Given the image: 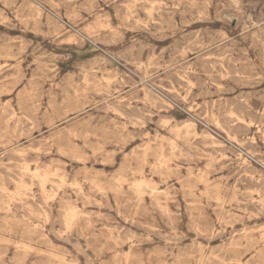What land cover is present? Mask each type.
I'll list each match as a JSON object with an SVG mask.
<instances>
[{"label": "rangeland", "instance_id": "1", "mask_svg": "<svg viewBox=\"0 0 264 264\" xmlns=\"http://www.w3.org/2000/svg\"><path fill=\"white\" fill-rule=\"evenodd\" d=\"M263 60L264 0H0V264H264Z\"/></svg>", "mask_w": 264, "mask_h": 264}, {"label": "bare ground", "instance_id": "2", "mask_svg": "<svg viewBox=\"0 0 264 264\" xmlns=\"http://www.w3.org/2000/svg\"><path fill=\"white\" fill-rule=\"evenodd\" d=\"M47 1V0H46ZM50 1V0H49ZM110 1V0H109ZM145 1V0H144ZM176 1V0H175ZM181 1V0H180ZM36 2V1H35ZM163 2V1H162ZM70 3V2H69ZM129 3V2H128ZM127 3V4H128ZM148 3V2H147ZM151 3V2H150ZM164 3V2H163ZM178 3H180L179 1H178ZM189 3H190V1H189ZM51 4V3H50ZM130 4V3H129ZM143 4V3H142ZM181 4V3H180ZM105 5V4H104ZM144 5H146L145 4V2H144ZM150 5V4H149ZM157 5V4H156ZM161 6H162V4H160ZM179 5V4H178ZM187 5V4H186ZM191 5V4H190ZM32 6H34V5H32ZM41 6V5H40ZM55 6V5H54ZM120 6V5H119ZM122 6V5H121ZM166 6V5H165ZM123 7V6H122ZM134 8H135V6H133ZM145 7V6H144ZM148 8H149V6H147ZM152 7H153V5H152ZM157 7V6H156ZM188 7V6H187ZM192 7V6H191ZM203 7V6H202ZM94 8H96L95 6H94ZM195 8V7H194ZM207 8V7H206ZM123 9V8H122ZM132 9V8H131ZM145 9V8H144ZM159 9H161V8H159ZM159 9H155V10H159ZM165 9V8H164ZM172 9V8H171ZM193 9V8H192ZM195 9H197V7L195 8ZM41 10V9H40ZM115 10V9H114ZM118 10V9H117ZM121 10V9H120ZM119 10V11H120ZM124 10H125V8H124ZM127 10V9H126ZM133 10H135V9H133ZM148 10V9H147ZM154 9H153V14H154V11H155ZM163 10V9H162ZM191 10V9H190ZM198 10V9H197ZM8 11V10H7ZM143 11V10H142ZM149 11V10H148ZM161 11V10H160ZM168 11V10H167ZM167 11H166V13H167ZM173 11V10H172ZM194 11H196V10H194L193 9V12ZM49 12V11H48ZM94 12V11H93ZM134 12V11H133ZM144 12V11H143ZM145 12H146V10H145ZM162 12V11H161ZM164 12V11H163ZM38 13V12H37ZM50 13V12H49ZM156 13V12H155ZM200 13V12H199ZM4 14V13H3ZM145 14V13H144ZM147 14H149V13H147ZM196 14H198V13H196ZM95 15V14H94ZM136 15V14H135ZM158 15V14H157ZM192 15V14H191ZM190 15V16H191ZM195 15V14H194ZM54 16V15H53ZM65 16V15H64ZM134 16V15H133ZM146 17H147V15H145ZM149 17H150V14L148 15ZM189 16V15H188ZM197 16V15H196ZM110 17V16H109ZM195 17V16H194ZM209 17V16H208ZM207 17V18H208ZM38 18V17H37ZM152 18V17H151ZM150 18V19H151ZM155 18V17H154ZM159 18V17H158ZM204 18V17H203ZM63 19V18H62ZM105 19V18H104ZM103 19V20H104ZM70 20V19H69ZM102 20V19H101ZM109 20V19H108ZM107 20V21H108ZM149 20V19H148ZM150 21V20H149ZM155 21V20H154ZM262 21V20H261ZM111 22V21H110ZM169 22H171V20L169 21ZM6 23V22H5ZM153 23H155V22H153ZM174 23V22H173ZM198 23V22H197ZM103 24H105V23H103ZM107 25V24H106ZM141 25V24H140ZM159 25V24H158ZM172 25H174V24H172ZM177 25V24H176ZM95 26V25H94ZM77 27V26H76ZM143 27V26H142ZM145 27V26H144ZM160 27V26H159ZM174 27V26H173ZM172 27V28H173ZM95 28V27H94ZM97 28V27H96ZM103 28V27H102ZM106 28V27H105ZM116 28H118V27H116ZM146 28V27H145ZM145 28H143L144 30H145ZM175 28V27H174ZM179 28V27H178ZM114 29V28H113ZM142 29V30H143ZM148 29V28H147ZM100 30V29H99ZM98 30V31H99ZM161 30V29H160ZM157 31V30H156ZM171 31V30H170ZM76 32V31H75ZM137 32V31H136ZM158 32V31H157ZM162 32V31H161ZM146 33H148V32H146ZM79 35H80V33H79ZM197 35V34H196ZM47 36V35H46ZM168 36V35H167ZM187 37V36H186ZM195 38V37H194ZM186 39V38H185ZM88 40V39H87ZM256 40V39H255ZM89 41V40H88ZM216 41V40H215ZM231 41V40H230ZM252 41V40H251ZM257 42V41H256ZM65 42H63L62 44H64ZM71 44V43H70ZM136 44V43H135ZM135 44H133V45H135ZM69 45V44H68ZM93 45V44H92ZM108 47V46H107ZM193 47V46H192ZM191 47V48H192ZM197 47V46H196ZM195 47V48H196ZM200 47V46H199ZM194 48V47H193ZM188 49V48H187ZM197 49V48H196ZM200 49V48H199ZM189 50H193V49H189ZM230 50V49H229ZM238 50V49H237ZM185 51V50H184ZM201 51V50H200ZM203 51V50H202ZM130 52V51H129ZM163 52H165V51H163ZM24 53V52H23ZM131 53V52H130ZM162 54V53H161ZM218 54V53H217ZM10 55V54H9ZM216 55V54H215ZM214 55V56H215ZM44 56V55H43ZM105 56H108V55H105ZM128 56V55H127ZM126 56V57H127ZM219 57V56H218ZM43 58H45V57H43ZM62 58V57H61ZM164 58V57H163ZM9 59V58H8ZM69 59V58H68ZM127 58H125V60H126ZM61 60V59H60ZM106 60V59H105ZM109 60V59H108ZM132 60V59H131ZM215 60V59H214ZM14 61H16V60H14ZM103 61V60H102ZM128 61V60H127ZM222 61V60H221ZM264 61V60H263ZM220 62V61H219ZM223 62V61H222ZM224 62H225V60H224ZM52 63V62H51ZM92 63V62H91ZM108 63V62H107ZM178 63V62H177ZM130 64V63H129ZM132 64V63H131ZM175 64V63H174ZM224 64V63H223ZM222 64V65H223ZM92 65V64H91ZM104 65V64H103ZM134 65V64H133ZM150 65H152V64H150ZM227 65H230V63L228 64L227 63ZM54 66V65H53ZM7 67V66H6ZM205 67V66H204ZM225 67V66H224ZM237 67V66H236ZM4 68V67H3ZM60 68V67H59ZM90 68V67H89ZM133 68V67H132ZM153 68H154V66H153ZM175 68V67H174ZM173 68V69H174ZM191 68V67H190ZM210 68H211V66H210ZM114 69V68H113ZM189 69V68H188ZM226 69V68H225ZM116 70V69H115ZM129 70V69H128ZM212 70V69H211ZM85 71V70H84ZM162 71V70H161ZM169 71V70H168ZM54 72V71H53ZM111 72V71H110ZM210 72H212V71H210ZM57 73V72H56ZM112 73V72H111ZM133 73V72H132ZM182 73V72H181ZM185 73V72H184ZM193 73V72H192ZM134 74V73H133ZM186 74H188L187 72H186ZM220 74V73H219ZM226 74H228V73H226ZM108 75V74H107ZM136 75V74H135ZM134 75V76H135ZM82 76H83V74H82ZM137 76V75H136ZM178 76V75H177ZM125 77H126V75H125ZM170 77V76H169ZM15 78V77H14ZM139 78V77H138ZM213 78V77H212ZM241 78V77H240ZM147 79V78H146ZM175 79V78H174ZM122 81H123V79H121ZM178 80V79H177ZM135 82V81H134ZM166 82H168V81H166ZM177 82V81H176ZM180 82V81H179ZM184 82V81H183ZM84 83V82H83ZM123 83H124V81H123ZM178 84V83H177ZM186 84V83H185ZM149 85V84H148ZM168 86V85H167ZM170 86V85H169ZM172 86V85H171ZM180 85H178V87H179ZM47 87V86H46ZM120 88V87H119ZM151 88V87H150ZM153 88V87H152ZM163 88V87H162ZM191 88H193V87H191ZM165 89V88H164ZM180 89H181V87H180ZM106 90V89H105ZM156 90V89H155ZM101 91V90H100ZM161 91H162V89H161ZM233 91V90H232ZM145 92V91H144ZM166 92V91H165ZM169 92H172V91H170V89H169ZM175 92V91H174ZM73 93V92H72ZM126 93V92H125ZM146 93V92H145ZM224 93V92H223ZM233 93V92H232ZM98 94V93H97ZM104 94V93H103ZM124 94V93H123ZM168 94L169 93H167V96H168ZM98 95H100V94H98ZM105 95V94H104ZM147 95V94H146ZM179 96H180V94H178ZM106 96V95H105ZM177 98V97H176ZM160 99V98H159ZM168 99V98H167ZM175 100V99H174ZM173 100V101H174ZM109 101V100H108ZM126 101V100H125ZM144 101H145V99H144ZM181 101H183V100H181ZM171 102V101H170ZM177 102V101H176ZM231 102V101H230ZM7 103V102H6ZM123 103V102H122ZM158 103V102H157ZM239 103V102H238ZM155 104H156V102H155ZM244 104H246V103H244ZM120 105V104H119ZM118 105V106H119ZM239 105V104H238ZM177 106V105H176ZM248 106V105H247ZM88 107V106H87ZM169 107V106H168ZM171 107V106H170ZM205 107V106H204ZM207 107V106H206ZM232 107V106H231ZM234 107V106H233ZM235 107H238V106H235ZM240 107V106H239ZM245 107H246V105H245ZM90 108V107H89ZM110 108H112V107H110ZM193 108V107H192ZM195 108H196V105H195ZM215 108V107H214ZM241 108V107H240ZM243 108V107H242ZM241 108V109H242ZM248 108V107H247ZM246 108V109H247ZM194 109V108H193ZM230 109V108H229ZM252 109V108H251ZM250 109V110H251ZM92 110V109H91ZM171 110V109H170ZM195 110V109H194ZM228 110V109H227ZM235 110V109H234ZM243 110V109H242ZM249 110V109H248ZM109 111V110H108ZM147 111V110H146ZM190 111V110H189ZM247 111V110H246ZM252 112H253V109L251 110ZM150 112V111H149ZM208 112V111H207ZM225 112V111H224ZM260 112V111H259ZM77 113V112H76ZM76 113H74V114H76ZM131 113V112H130ZM187 113V112H186ZM233 113V112H232ZM73 114V113H72ZM116 114V113H115ZM149 114V113H148ZM209 114V113H208ZM231 114V113H230ZM234 114V113H233ZM259 114V113H258ZM255 115H257V113L255 114ZM264 115V114H263ZM262 115V116H263ZM14 116V115H13ZM118 116V115H117ZM230 116H232V115H230ZM249 116V115H248ZM261 116V115H260ZM67 117V116H66ZM121 117V116H120ZM154 117V116H153ZM152 117V118H153ZM196 117V116H195ZM233 117V116H232ZM242 117V116H241ZM255 117H257V116H255ZM151 118V117H150ZM237 118V117H236ZM11 119H13V118H11ZM196 119V118H195ZM238 119H241V118H238ZM257 119V118H256ZM263 119H264V117H263ZM9 120V119H8ZM25 120V119H24ZM173 120V119H172ZM215 120V119H214ZM213 120V121H214ZM236 120V119H235ZM243 121H244V119H242ZM253 120V119H252ZM261 120V119H260ZM27 121V120H26ZM141 121V120H140ZM170 121V120H169ZM199 121V120H198ZM225 122H226V120H224ZM228 121V120H227ZM231 121V120H230ZM229 121V122H230ZM233 121V120H232ZM28 122V121H27ZM151 122V121H150ZM165 122V121H164ZM188 122V121H187ZM218 122H220L219 120H218ZM240 122V121H239ZM246 122V121H245ZM261 122V121H260ZM59 123V122H58ZM142 123V122H141ZM144 123V122H143ZM146 123V122H145ZM185 123V122H184ZM201 123V122H200ZM215 123V122H214ZM227 123V122H226ZM233 124H234V122H232ZM238 122H236V124H237ZM259 123V122H258ZM218 124V123H217ZM228 124V123H227ZM230 124V123H229ZM233 124H230V125H233ZM241 124V123H240ZM253 124V123H252ZM167 126H169L168 124H166ZM180 125H182V124H180ZM220 125V124H219ZM224 125V124H223ZM238 125V124H237ZM260 125V124H259ZM262 125V124H261ZM145 126V125H144ZM167 126H166V128H167ZM217 126V125H216ZM215 126V127H216ZM221 126V125H220ZM227 126V125H226ZM236 126V125H235ZM241 126V125H240ZM23 127V126H22ZM143 127V126H142ZM147 127V126H146ZM218 127V126H217ZM217 127H216V129H217ZM225 127V126H224ZM229 127V126H228ZM243 127V126H242ZM248 127V126H247ZM44 128H46V127H44ZM144 128V127H143ZM208 128V127H207ZM219 128H223V127H219ZM227 128V127H226ZM230 128V127H229ZM239 128V127H238ZM241 128V127H240ZM245 128V127H244ZM30 129V128H29ZM233 129V128H232ZM235 129V128H234ZM236 129H237V127H236ZM234 130V132L236 131V133L235 134H237V133H239V135H241V133L240 132H237V130ZM248 129V128H247ZM250 129V128H249ZM51 130V129H50ZM141 130V129H140ZM220 130V129H219ZM223 130V129H222ZM225 130V129H224ZM223 130V131H224ZM230 130V129H229ZM174 131V130H173ZM195 131V129L193 130V132ZM230 131H233V130H230ZM230 131H228L227 133H229ZM242 131H245V130H242ZM248 131V130H247ZM154 132V131H153ZM157 132V131H156ZM225 132H226V130H225ZM233 132V133H234ZM22 133V132H21ZM221 133V132H220ZM233 133H231V134H233ZM171 134H173V133H171ZM235 134H233V135H235ZM159 135V134H158ZM157 135V136H158ZM216 135V134H215ZM218 135V134H217ZM225 135V134H224ZM228 135V134H227ZM230 135V134H229ZM245 135V134H244ZM156 136V137H157ZM203 136V135H202ZM211 136V135H210ZM226 136V135H225ZM205 137V136H204ZM221 137V136H220ZM203 138V137H202ZM213 138V137H212ZM232 138V137H231ZM169 139V138H168ZM199 139V138H198ZM205 139H207V138H205ZM204 139V140H205ZM157 140V139H156ZM214 139H212V140H210V141H213ZM225 140V139H224ZM30 141V140H29ZM52 140H50V142H51ZM172 142V141H171ZM25 143V142H24ZM213 143V142H212ZM168 145V144H167ZM209 146V145H208ZM207 146V147H208ZM212 146H214V145H212ZM216 146H217V144H216ZM238 146V145H237ZM254 146V145H253ZM118 147V146H117ZM203 147V146H202ZM206 147V146H205ZM221 147V146H220ZM234 147V146H233ZM217 148V147H216ZM32 149V148H31ZM215 149V148H214ZM221 149H224V147L223 148H221ZM251 149H253V148H251ZM250 149V150H251ZM38 151H39V149H37ZM31 151V150H30ZM35 151V150H34ZM122 151V150H121ZM222 151V150H221ZM224 151V150H223ZM21 152V151H20ZM146 152V151H145ZM249 152V151H248ZM251 152V151H250ZM30 153V152H29ZM37 153V152H36ZM205 153V152H204ZM212 153V152H211ZM253 153V152H252ZM258 153V152H257ZM32 154V153H31ZM147 154V153H146ZM208 154V153H207ZM216 154H217V152H216ZM219 154H220V152H219ZM255 154V153H254ZM258 154H260V153H258ZM257 154V155H258ZM211 155V154H210ZM233 155V154H232ZM256 155V156H257ZM13 156V155H12ZM19 156H22L21 155V153L19 154ZM144 156V155H143ZM235 156V155H234ZM247 156V155H246ZM259 156V155H258ZM14 157H16V156H14ZM24 157V156H23ZM146 158H147V156H145ZM158 157H159V155H158ZM237 157V156H236ZM235 157V158H236ZM248 157V156H247ZM260 157H262V156H260ZM17 158V157H16ZM162 158V157H161ZM20 159V158H19ZM157 159V158H156ZM230 159V158H229ZM228 159V160H229ZM252 161H253V159H251ZM23 161H24V159H23ZM167 161V160H166ZM227 161V160H226ZM241 161V160H240ZM262 161V160H261ZM27 162V161H26ZM70 162V161H69ZM76 162V161H75ZM254 162V161H253ZM17 163V162H16ZM25 163V162H24ZM51 163V162H50ZM163 163H164V161H163ZM8 164V163H7ZM21 165H23V163H20ZM105 164V163H104ZM103 164V165H104ZM232 164V163H231ZM241 164V163H240ZM29 165V164H28ZM167 165V164H166ZM224 165V164H223ZM31 166V165H30ZM162 166H164V164H162ZM166 167V166H165ZM223 167V166H222ZM3 168V167H2ZM21 168H23V167H21ZM24 168H27V167H24ZM38 168V167H37ZM36 168V169H37ZM48 168V167H47ZM162 168V167H161ZM5 169V168H4ZM40 170V169H39ZM38 170V171H39ZM18 171V170H17ZM27 171L28 172H32L31 170H30V168H27ZM46 171H47V169H46ZM36 172V171H35ZM40 172H42V169H41V171ZM44 172V171H43ZM61 172V171H60ZM7 173V172H6ZM21 173V172H20ZM39 173V172H38ZM9 174H10V172H9ZM23 174H25V172L23 173ZM26 174H28V173H26ZM35 174V173H34ZM62 174V173H61ZM21 175V174H20ZM30 175V174H29ZM44 175V174H43ZM23 176V175H22ZM37 176H38V174H37ZM52 177V176H51ZM46 178H50V177H46ZM53 178V177H52ZM55 178V177H54ZM249 178H250V176H249ZM7 179H9V178H7ZM24 179V178H23ZM33 179V178H32ZM40 179V178H39ZM59 179V178H58ZM64 179V178H63ZM10 180V179H9ZM21 180H22V178H21ZM46 180V179H45ZM48 180V179H47ZM52 180H55V179H52ZM66 180V179H65ZM76 180V179H75ZM24 181V180H23ZM34 181H36V180H34ZM41 181V180H40ZM11 182H12V180H11ZM31 182H32V180H31ZM38 182V181H37ZM75 183H76V181H74ZM84 182V181H83ZM118 182V181H117ZM141 182V181H140ZM256 182H258V181H256ZM263 182H264V180H263ZM49 183V182H48ZM62 183H63V185L65 184L63 181H62ZM119 183V182H118ZM253 183H255V181L253 182ZM44 184V183H43ZM117 184V183H116ZM141 184V183H140ZM263 184V183H262ZM15 186L17 185V184H14ZM23 185V184H22ZM51 185H52V183H51ZM63 185H62V187H63ZM76 185H77V183H76ZM93 185V184H92ZM29 186V185H28ZM31 186V185H30ZM53 186V185H52ZM54 186H56V184L54 185ZM68 186V185H67ZM77 186H79V185H77ZM254 186V185H253ZM262 186H264V184L262 185ZM46 187H47V185H46ZM71 187V186H70ZM70 187H68V188H70ZM135 187H137V186H135ZM261 187V186H260ZM23 188V187H22ZM25 188H27V187H25ZM41 188H43V187H41ZM58 188V187H57ZM57 188H55V190L57 189ZM59 188H60V186H59ZM59 188L57 189L58 191H60L59 190ZM65 188V187H64ZM256 188V187H255ZM254 188V189H255ZM262 188H264V187H262ZM54 189V188H53ZM62 189V188H61ZM72 189H73V187H72ZM75 189V188H74ZM77 189H78V187H77ZM76 189V190H77ZM79 189H81V187L79 188ZM146 189H147V187H146ZM210 189H212V188H210ZM42 190V189H41ZM41 190H39V191H41ZM46 190V189H45ZM44 189H43V192L45 191ZM96 190H99V189H97L96 188ZM141 190V189H140ZM139 190V191H140ZM149 190V189H148ZM183 190H185V189H183ZM256 190V192H257V189H255ZM262 190V189H261ZM53 191V190H52ZM236 191V190H235ZM264 191V190H263ZM20 192V191H19ZM54 192V191H53ZM61 192V191H60ZM79 192H81V191H79ZM152 192V191H151ZM155 192V191H154ZM157 192V191H156ZM155 192V193H156ZM255 192V193H256ZM259 192H260V190H259ZM258 192V193H259ZM45 193V192H44ZM94 193V192H93ZM143 193V192H142ZM164 193V192H163ZM262 193H264V192H262ZM22 194V193H21ZM47 194V193H46ZM59 194V193H58ZM82 194H83V192H82ZM146 194V193H145ZM260 194V193H259ZM49 195V194H48ZM56 195V194H55ZM74 195V194H73ZM147 195V194H146ZM150 195V194H149ZM258 195V194H257ZM33 196V195H32ZM24 197V196H23ZM257 197V196H256ZM30 198V197H29ZM45 198V197H44ZM49 198V197H48ZM53 198V197H52ZM75 198H76V196H75ZM148 198V197H147ZM212 199V198H211ZM53 200V199H52ZM87 200V199H86ZM139 199H137V201H138ZM45 201V200H44ZM49 201H51V200H49ZM47 203V205H48V202H46ZM141 203V202H140ZM257 203V202H256ZM45 204V203H44ZM7 207V206H6ZM76 208V207H75ZM74 209V208H73ZM185 209V208H184ZM80 211V210H79ZM137 213V212H136ZM30 214H32V213H30ZM66 215V214H65ZM256 215V214H255ZM33 216V215H32ZM48 216V215H47ZM44 217H45V214H44ZM66 217V216H65ZM261 217H262V215H261ZM32 218V217H31ZM42 219V218H41ZM48 220V219H47ZM65 220V219H64ZM39 221V220H38ZM64 222V221H63ZM47 223H48V221H47ZM66 223H67V221H66ZM65 223V224H66ZM124 223V222H123ZM45 224V223H44ZM133 224V223H132ZM71 227V226H70ZM226 227V226H225ZM36 228V227H35ZM66 228V227H65ZM134 228V227H133ZM37 229H38V227H37ZM66 230V229H65ZM67 231V230H66ZM242 231V230H241ZM246 232V231H245ZM132 233V232H131ZM197 233V232H196ZM244 233V232H243ZM134 234V233H133ZM147 234V233H146ZM132 235V234H131ZM197 235V234H196ZM214 236V235H213ZM133 237V236H132ZM134 238V237H133ZM133 238H132V241H133ZM156 238V237H155ZM216 238V237H215ZM45 239V238H44ZM129 240H131V238H129ZM129 240H128V242H129ZM159 240V239H158ZM169 242V241H168ZM130 243V242H129ZM171 243V242H170ZM23 248V247H22ZM73 248V247H72ZM74 250V249H73ZM83 257V256H82ZM123 257V256H122ZM9 262V261H8ZM231 264H233V263H231Z\"/></svg>", "mask_w": 264, "mask_h": 264}]
</instances>
